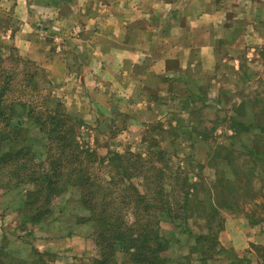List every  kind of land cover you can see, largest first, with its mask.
<instances>
[{
	"label": "crops",
	"instance_id": "crops-1",
	"mask_svg": "<svg viewBox=\"0 0 264 264\" xmlns=\"http://www.w3.org/2000/svg\"><path fill=\"white\" fill-rule=\"evenodd\" d=\"M0 36L65 80L67 94L80 91L81 107L99 118L111 111L149 125L176 106L183 119L216 109L220 124L242 105L259 109L236 101L264 83V0H0ZM7 225L0 221V250L10 256ZM255 228L246 214L228 219L220 264H264Z\"/></svg>",
	"mask_w": 264,
	"mask_h": 264
},
{
	"label": "trees",
	"instance_id": "trees-1",
	"mask_svg": "<svg viewBox=\"0 0 264 264\" xmlns=\"http://www.w3.org/2000/svg\"><path fill=\"white\" fill-rule=\"evenodd\" d=\"M23 63L20 57L4 58L0 51V189L22 191L23 199L17 206L22 224L47 223L53 216L54 200L75 188L89 212L79 223L92 221L98 226L94 234L100 258L94 264H169L164 257L166 244L161 222L165 218L186 220L193 214L205 220L207 234L197 237L192 253H201L203 264H211L219 244L218 233L223 230L217 207L235 209L236 198L229 191L240 195V190L252 186L253 180L264 174V98L261 107L253 111L257 121L250 124L233 118L231 122L235 136L242 131L239 128L256 131L251 137L253 148L244 153L253 164L246 180L242 179L245 182L230 183L226 175L223 186L217 187L215 196L209 193L208 201L194 195L192 184L187 179L182 182L178 175L177 186L165 185L164 166H156L153 161L165 155L163 150L151 151L150 157L127 151L98 158L81 147L70 112L61 101L52 106L49 101L53 97L37 86L39 67L30 61L35 68L23 69ZM243 107L237 109V115H242ZM22 113L46 141L47 166L33 162L31 147L25 143L29 139L28 128L18 118ZM235 165L239 167L238 162ZM232 168L236 172L233 165ZM136 180L143 190L135 184ZM237 211L246 214L241 207ZM246 215L253 225L264 222V216ZM33 252L37 257L31 264H43V253L37 249Z\"/></svg>",
	"mask_w": 264,
	"mask_h": 264
},
{
	"label": "rangeland",
	"instance_id": "rangeland-1",
	"mask_svg": "<svg viewBox=\"0 0 264 264\" xmlns=\"http://www.w3.org/2000/svg\"><path fill=\"white\" fill-rule=\"evenodd\" d=\"M0 51L4 58L20 57L23 59L24 63L21 64L23 69L33 70L32 68H35L29 63L33 60L21 55L17 48L12 47L10 43L6 44L3 39L0 40ZM34 63L39 67L35 80L37 86H40L45 94H50L53 97L52 101H49L52 106H56L59 101L63 103L76 122L74 123L80 146L91 150L98 158L107 157L110 152L124 154L127 151L150 157L151 151L163 150L165 155H159L153 161L156 166H164L165 185L177 186L179 181H176V175H178L182 182L187 179L189 185L192 184L191 192L194 195L197 194L200 199L208 198V201L210 200L209 193L215 196L217 187L223 186L224 177L228 176L230 183L238 181L241 185L245 182L242 179L246 180L248 171L253 167L251 160L244 153L248 152L250 147L253 148L251 137L256 133L255 128L252 131L239 128L242 131H238L235 136L230 120L220 124L216 122V109L210 108L197 113L198 115L196 114L194 119H183L182 116L185 113H181L176 109V106H170L163 118L148 123L149 125H146L145 121H140L138 122L140 124L136 125L128 115L111 119L109 118L112 117L111 111L108 114L109 117L104 116L101 119L97 116L96 110L93 112L89 108L81 107L83 97L80 91L77 90L78 93L73 91L71 95L67 94V89L63 88L68 84L65 80L51 78L45 68ZM251 85L247 95L241 96L242 100L239 98L236 102L242 104L245 98H248L247 102L250 107H261L264 98V83L259 86ZM71 100L78 101L76 109L73 110L75 114L67 108V104L72 107L70 106ZM212 106L219 107V105ZM231 106L232 104L229 107ZM223 107L228 108H224V111L228 110V114L231 112V116L234 115L231 111L233 108ZM235 113L237 115L236 109ZM22 114L18 118L23 119L24 126L28 128L29 139L25 143L31 147L33 162L47 166L46 141L37 127L31 121L24 119V113ZM237 116L241 120L246 119L250 124L258 120L250 109L243 110L242 115ZM262 120L264 121V118ZM262 142L264 144V138ZM234 161L238 162L239 167H236ZM262 162L261 160V164ZM232 165L236 172L233 171ZM148 167L150 168L149 164ZM152 175L155 178L156 174L152 172ZM263 179L264 174L256 177L252 186H245L243 190H240L242 191L240 195L229 191V195L236 198L233 201L235 209L222 207L223 205L217 207L220 210V219L223 224V227H220L223 230L218 233V239L225 232L230 217L244 214L237 211L240 207L246 214L264 216V202H262V200L264 201V186H261L264 185V183L262 184ZM135 184L143 190L139 181L136 180ZM76 190L75 188L71 189L68 193L55 199L53 216L47 223L37 225L29 224V222L22 224L19 222L20 220L18 221L20 215L16 207L23 199L20 189L11 191L0 189V219L5 218L0 221L6 222L8 224L7 232H14V237L18 238L17 241H13L14 237H11V241L15 244H10L12 253L14 251L17 253L9 256L5 253L4 248L0 250V264L9 262L31 264L37 257V254L33 252L35 243L37 244L36 249L41 250L40 252L44 255L43 264H94V261L100 258L94 234L98 230V226L92 221L89 224L79 223L81 217L89 216V212ZM257 203L261 205L257 206ZM15 220L18 222L15 223ZM254 226L256 231L264 232V222ZM161 233L166 244L164 257L169 264H178L179 262L203 264L204 259L201 257V253H192L197 237L207 234L206 223L202 217L193 214L181 221L165 218L161 222ZM219 243L221 244L220 241ZM224 247L229 248L227 245ZM215 259L210 261L211 264L223 263L218 254Z\"/></svg>",
	"mask_w": 264,
	"mask_h": 264
}]
</instances>
